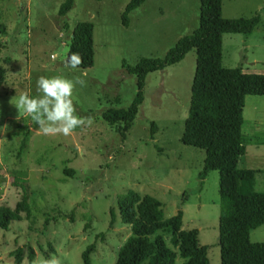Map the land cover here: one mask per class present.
Here are the masks:
<instances>
[{"label":"rangeland","instance_id":"obj_1","mask_svg":"<svg viewBox=\"0 0 264 264\" xmlns=\"http://www.w3.org/2000/svg\"><path fill=\"white\" fill-rule=\"evenodd\" d=\"M63 1L0 0V205L13 209L20 201L22 192L14 183L21 178L30 206L28 216L21 214L20 221L0 230V264H12L18 247L23 250L20 264L48 257L81 264L80 254L89 244H94L89 264H114L118 248L130 235L116 211L127 191L157 199L163 218L181 210V230H197L208 264H219L218 174L208 172L199 181L203 151L179 142L194 51L145 76L143 101L123 137L100 116L108 108H127L136 93L135 76L126 74L122 65L162 59L179 38L192 33L198 0H145L129 13L126 27L120 16L129 0H73L72 9L59 17ZM254 14L259 22L249 36L222 35L223 68L264 74V0H221L224 19ZM79 22L93 27V63L88 69L65 64L69 34ZM57 75L85 81L74 88L73 102L78 115L94 118L91 126L78 127L67 137L43 135L15 107L21 93L37 95L40 76ZM241 115L245 153L237 168L256 170L253 188L264 193V96L245 97ZM110 209L115 213L111 226ZM263 241L264 225L250 231L249 242ZM28 247L34 253L31 262Z\"/></svg>","mask_w":264,"mask_h":264},{"label":"trees","instance_id":"obj_2","mask_svg":"<svg viewBox=\"0 0 264 264\" xmlns=\"http://www.w3.org/2000/svg\"><path fill=\"white\" fill-rule=\"evenodd\" d=\"M144 1L129 0L126 3L120 16L123 27L128 25L129 13ZM198 3L197 27L190 35L179 38L162 59L141 58L133 67L122 65L126 74L135 76L136 93L127 108H108L100 116L123 137L143 101L145 76L178 63L193 50L195 59L189 104L179 142L203 151L202 167L197 174L199 181L208 172L216 171L218 174L219 264H264V241L249 242L250 231L264 225V193L255 192L253 188L256 170L237 168L239 158L245 153L240 132L244 99L247 96H264V74L242 73L239 68L221 66L222 35L249 36L259 22V15L224 19L221 17V0H198ZM72 7L73 0H64L57 15L64 17ZM0 32H4L1 26ZM92 42V24L77 23L69 34L67 55L79 53L83 61L79 69L92 66ZM3 79L4 70L0 66V85ZM150 125L154 127L153 123ZM22 147L23 142L19 149ZM64 173L72 174L69 170H64ZM16 175L23 176L24 173L17 172ZM14 185L21 189V199L13 209L0 205L2 231H6L12 222L20 221L21 214L28 216L30 213L22 179ZM116 211L120 223L129 227L130 235L118 248L114 264H174L176 257L183 260L182 264H208L206 247L197 242V230H181V210L163 218L157 199L127 191L117 201ZM109 216L111 226L115 218L111 209ZM93 251L94 244L84 248L80 254L81 264H89ZM33 256L32 249L28 247L27 261L31 262ZM22 257V248H16L12 264H20Z\"/></svg>","mask_w":264,"mask_h":264},{"label":"clouds","instance_id":"obj_3","mask_svg":"<svg viewBox=\"0 0 264 264\" xmlns=\"http://www.w3.org/2000/svg\"><path fill=\"white\" fill-rule=\"evenodd\" d=\"M79 53H70L65 60L67 67L76 69L82 64ZM85 81L79 77L69 79L62 75L40 76L36 81L37 95L23 92L15 107L31 118L46 136H71L78 127L91 126L92 116H80L73 102L76 85L83 86ZM33 264H62L59 257L40 258Z\"/></svg>","mask_w":264,"mask_h":264},{"label":"water","instance_id":"obj_4","mask_svg":"<svg viewBox=\"0 0 264 264\" xmlns=\"http://www.w3.org/2000/svg\"><path fill=\"white\" fill-rule=\"evenodd\" d=\"M68 57V55H66V58ZM66 60V59H65Z\"/></svg>","mask_w":264,"mask_h":264}]
</instances>
